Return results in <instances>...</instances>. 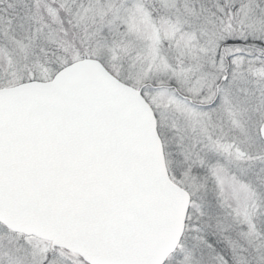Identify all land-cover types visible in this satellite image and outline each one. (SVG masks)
Listing matches in <instances>:
<instances>
[{"label": "snow or ice", "instance_id": "6c2138e0", "mask_svg": "<svg viewBox=\"0 0 264 264\" xmlns=\"http://www.w3.org/2000/svg\"><path fill=\"white\" fill-rule=\"evenodd\" d=\"M0 264H264V0H0Z\"/></svg>", "mask_w": 264, "mask_h": 264}]
</instances>
